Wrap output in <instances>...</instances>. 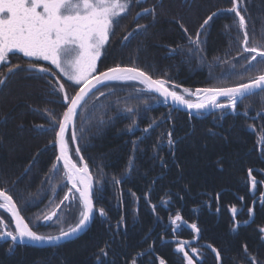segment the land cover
<instances>
[{
	"label": "trees",
	"instance_id": "16d2710c",
	"mask_svg": "<svg viewBox=\"0 0 264 264\" xmlns=\"http://www.w3.org/2000/svg\"><path fill=\"white\" fill-rule=\"evenodd\" d=\"M245 4L249 44L264 45V0H245ZM231 6V0H139V6L119 18L98 70L117 64L136 66L154 78L180 85L178 92L248 82L259 71L247 70L251 66L244 57L251 54L242 55L243 37L237 38L233 14L222 11ZM144 8H154V15L138 17ZM213 12L219 14L206 27L207 35L201 34L203 51H195L189 37L195 39L203 20ZM138 24L147 28L135 32ZM129 32L133 35L124 41ZM26 59L18 54L9 58L11 64L21 65L15 73L0 67V79L7 78L0 85V187L13 196L34 231L55 235L76 221L78 207L75 202L65 207L68 201L60 205L70 186L62 172L51 174L58 154L45 109L57 116L66 110L60 94L51 93L57 77L69 95L78 86L47 62L41 63L52 67L56 76L41 79L44 74L28 69ZM110 85L104 89L109 95L92 97L83 105L75 141L94 180V204L103 207L107 217L97 215L83 236L57 247L17 245L15 254L9 255L2 240L0 262L100 264L103 248L108 252L105 264H159L160 259L166 264H185L183 254L176 251L184 241L188 242L186 251L199 264H250L249 257L256 264L264 262V233L260 231L264 228V144L260 142L264 95L245 100L236 114L220 110L190 116L175 111L137 82ZM129 107L135 115L125 111ZM169 131L175 140L171 148ZM70 146L73 160L80 164L74 142ZM248 169L256 177L255 190ZM56 205L61 219L45 221L43 216ZM232 207L237 209L235 217ZM177 213L183 218L177 222L181 227L171 223ZM0 220L13 230L6 211L0 210ZM118 224L126 228H117ZM191 224L197 225L198 234ZM4 230L0 224V232ZM193 247L198 253L191 251ZM213 248L220 252L219 259Z\"/></svg>",
	"mask_w": 264,
	"mask_h": 264
},
{
	"label": "snow or ice",
	"instance_id": "6c2138e0",
	"mask_svg": "<svg viewBox=\"0 0 264 264\" xmlns=\"http://www.w3.org/2000/svg\"><path fill=\"white\" fill-rule=\"evenodd\" d=\"M231 4L230 8L222 11L233 14V23L239 30L237 38L241 34L243 37L242 55L251 54L244 57L245 63L251 66L247 70H258L259 74L250 78L248 82L235 86L204 87L196 88L195 91L184 88L183 94H181L176 90L181 87L180 85L172 84L167 79L154 78L153 75L136 66L117 64L108 67L106 70H98V61L105 54L109 38L114 35V28L120 23L119 18L129 12L131 7L139 6V0H0V65L5 66L8 73H15V70L20 69L21 65L11 64L10 55L22 54L23 58H27L26 67L28 69L32 70L33 73L44 74L40 77L41 79L56 76L52 67H45L41 63L47 62L48 65L54 66V69L66 78V81L72 82L73 86H78V88L74 87V94L69 95L65 84L61 83L57 77L56 83L52 85L51 93L60 94L59 98L62 101V106H66V110L57 116L45 109L50 120V130L54 134L51 143L58 146L59 149L58 155L55 156L56 163L52 166L51 174L55 177L62 172L66 182L71 184L67 194L60 200V205H64L65 201H68V205L65 207H69L75 202V206L78 207V218L69 227L59 228L58 234H40L25 221L13 196L6 189L0 187V210L9 213L14 221V229L7 230L8 225L0 220V224H3L5 228L3 232H0V240L5 241L8 245L7 252L9 255L15 254L18 244L59 245L61 241L70 239L82 232L97 215L107 217L105 209L103 207L96 208L94 204V181L88 163L80 155L81 150L78 145L74 151L79 156L81 163L78 164L73 160L70 142L77 140L78 110L82 109L86 103V98L109 95L104 90L111 87L109 82H137L144 86V91L159 94L165 102L171 99L173 103L183 105L189 110L194 109L197 112L213 108L224 109L236 114L238 105L243 106L245 100L254 95H264V45L249 44L245 0H231ZM154 13V8H144L143 13H137V16L154 15ZM218 14L219 12H213L203 20L194 40L189 37V41L196 46L195 51H203L200 47L204 43L201 40V34L207 35L206 27ZM146 28L147 25L138 24L134 31L140 32L141 29ZM183 30L187 33L186 28ZM132 35L133 33L129 32L123 37V40L127 41ZM5 79L7 78L0 79V85L5 83ZM186 96L195 97V100L187 99ZM125 111L135 115L131 107ZM243 114L248 115L247 109H244ZM223 116L224 113L222 112L221 118ZM38 127H43V125H38ZM133 127H135V121L129 130L131 131ZM149 130L150 126L144 129L145 132ZM209 132L213 136L217 135L212 129H209ZM166 135L167 144L171 148L175 145L173 134L169 131ZM224 139L227 138L224 137ZM260 142L264 144V135L260 137ZM133 147L136 150L138 146L134 143ZM160 162L164 163L163 160ZM247 175L251 189L255 190L257 180L252 174V169H248ZM241 199L243 198L241 197ZM53 203L54 201H49L50 205ZM152 207L155 210L156 206L153 205ZM58 211L59 205H56L43 216V219L45 221H51L53 217L61 219L57 216ZM252 211L249 208V212ZM231 213L233 217L236 216V207L231 208ZM182 219V216L177 213L171 223L177 225V222L182 221ZM181 226L177 225V227ZM120 227L126 228V225L118 224L117 228ZM190 227L197 234L199 233L196 224H191ZM260 231L264 233V228H261ZM187 243V241L179 243L176 251L183 254L185 264H199L186 251ZM191 251L198 253V249L195 247ZM212 251L219 259L220 252L215 248ZM245 253L247 254L246 245ZM107 255L108 252L102 248L99 258L100 264H105L103 257H107ZM249 258L250 264H256L254 257ZM132 264H135V261ZM159 264H166V261L160 259Z\"/></svg>",
	"mask_w": 264,
	"mask_h": 264
},
{
	"label": "water",
	"instance_id": "95a60500",
	"mask_svg": "<svg viewBox=\"0 0 264 264\" xmlns=\"http://www.w3.org/2000/svg\"><path fill=\"white\" fill-rule=\"evenodd\" d=\"M110 83H112V82H109V84H110ZM101 87H103V86H101ZM94 91H95V90H94ZM150 93H152L153 95H155V96L161 98V99L164 101L163 97H160L159 94L154 93V92H150ZM90 96H91V94H90ZM221 99L223 100L224 98H221ZM87 100H88V99L86 98V101H87ZM166 104H167L168 106L174 108L175 110H179V111H181V112L189 113V114H191V115H193V116L196 115V114H200V113H206L207 115H209V114H212V113H214V112H216V111L224 110V109H213V108H209V109H204V110H200L199 112H197V111L194 110V109L189 110V109H187L186 107H184L183 105L175 104V103H173V102L171 101V99H169L168 101H166ZM82 107H83V106H82ZM80 110H81V109H80ZM80 110H78V115H79ZM77 117H78V116H77ZM70 131H71V130H70ZM74 145H75V147H76L75 142H74ZM58 152H59V149H58V146H57V154H58ZM93 181H94V180H93ZM70 185H71V184H70ZM94 190H95V185H94ZM9 215H10V214H9ZM54 218H55V217H54ZM11 221H12L13 229H14V221H13L12 219H11ZM92 222H93V221H92ZM92 222L88 225L87 228H85V229H84L82 232H80L78 235H75V236L71 237L70 239H66V240L61 241L59 245H49V244H39V243H36V244L28 243V244H18V245H23V246L32 247V248H37V249H44V248H50V247H57V246H60V245L65 244V243H68V242L74 241V240L80 238L81 236H83V235L89 230V228L91 227ZM0 241H2V240H0Z\"/></svg>",
	"mask_w": 264,
	"mask_h": 264
},
{
	"label": "rangeland",
	"instance_id": "374dc122",
	"mask_svg": "<svg viewBox=\"0 0 264 264\" xmlns=\"http://www.w3.org/2000/svg\"><path fill=\"white\" fill-rule=\"evenodd\" d=\"M99 62V61H98ZM62 75V74H61ZM65 78V77H64ZM72 83V82H71ZM179 93H181V94H183V90L181 91V92H179ZM186 98L188 99V98H191V97H187L186 96ZM165 103V102H164ZM172 108V107H171ZM175 111H179V110H175ZM188 115H190V116H193V115H191V114H189V113H187ZM197 116H201V115H207L206 113H200V114H196ZM195 116V115H194ZM71 188V187H70ZM78 195V194H77ZM58 215V214H57ZM56 218V217H55Z\"/></svg>",
	"mask_w": 264,
	"mask_h": 264
},
{
	"label": "flooded vegetation",
	"instance_id": "af4514ba",
	"mask_svg": "<svg viewBox=\"0 0 264 264\" xmlns=\"http://www.w3.org/2000/svg\"><path fill=\"white\" fill-rule=\"evenodd\" d=\"M18 55H22V54H18ZM10 57H11V55H10ZM1 66H3V65H0V67H1Z\"/></svg>",
	"mask_w": 264,
	"mask_h": 264
},
{
	"label": "bare ground",
	"instance_id": "6f19581e",
	"mask_svg": "<svg viewBox=\"0 0 264 264\" xmlns=\"http://www.w3.org/2000/svg\"><path fill=\"white\" fill-rule=\"evenodd\" d=\"M195 98V97H194ZM165 102V101H164ZM166 103V102H165Z\"/></svg>",
	"mask_w": 264,
	"mask_h": 264
}]
</instances>
